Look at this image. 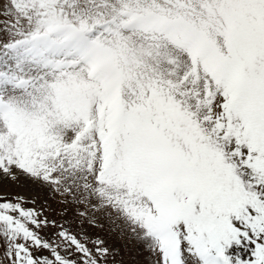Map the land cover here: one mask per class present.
Segmentation results:
<instances>
[{"label": "snow or ice", "instance_id": "obj_1", "mask_svg": "<svg viewBox=\"0 0 264 264\" xmlns=\"http://www.w3.org/2000/svg\"><path fill=\"white\" fill-rule=\"evenodd\" d=\"M0 264H264V0H0Z\"/></svg>", "mask_w": 264, "mask_h": 264}]
</instances>
